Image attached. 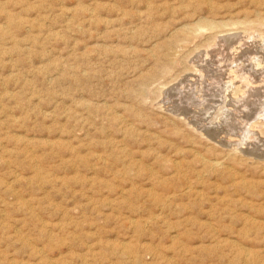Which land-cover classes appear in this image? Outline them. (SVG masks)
I'll return each mask as SVG.
<instances>
[{"label":"rangeland","instance_id":"1","mask_svg":"<svg viewBox=\"0 0 264 264\" xmlns=\"http://www.w3.org/2000/svg\"><path fill=\"white\" fill-rule=\"evenodd\" d=\"M0 264H264V0H0Z\"/></svg>","mask_w":264,"mask_h":264},{"label":"bare ground","instance_id":"2","mask_svg":"<svg viewBox=\"0 0 264 264\" xmlns=\"http://www.w3.org/2000/svg\"><path fill=\"white\" fill-rule=\"evenodd\" d=\"M215 23H213V24H210V25H214ZM206 58V57H205ZM256 64V63H255ZM258 65H259V63H258ZM260 66V65H259ZM195 69V68H194ZM199 71V70H198ZM202 74V73H201ZM229 82V81H228ZM232 82V81H231ZM250 84V83H249ZM231 85V84H230ZM247 86V85H246ZM255 86V85H254ZM234 88V87H233ZM226 90V89H225ZM201 93V92H200ZM226 93H228V92H226ZM226 100V99H225Z\"/></svg>","mask_w":264,"mask_h":264}]
</instances>
